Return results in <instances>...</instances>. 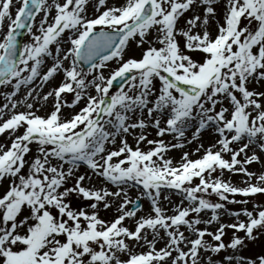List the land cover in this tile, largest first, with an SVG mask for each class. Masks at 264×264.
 Instances as JSON below:
<instances>
[{
	"label": "snow or ice",
	"instance_id": "obj_1",
	"mask_svg": "<svg viewBox=\"0 0 264 264\" xmlns=\"http://www.w3.org/2000/svg\"><path fill=\"white\" fill-rule=\"evenodd\" d=\"M0 98V264H264V0H0Z\"/></svg>",
	"mask_w": 264,
	"mask_h": 264
},
{
	"label": "rangeland",
	"instance_id": "obj_2",
	"mask_svg": "<svg viewBox=\"0 0 264 264\" xmlns=\"http://www.w3.org/2000/svg\"><path fill=\"white\" fill-rule=\"evenodd\" d=\"M28 39H29V37L27 36L26 39L24 40V42H26ZM46 90L47 89H45V91ZM0 99H2V98H0ZM39 114H41V115L44 114L43 109L41 110V112ZM149 131H150V133H153V130L149 129ZM154 135H155V133H154ZM153 137H149V138H153ZM2 140H3V136H0V141H2ZM205 142L207 143V141H205ZM142 147H143V145H142ZM189 147H191V146H186L185 150H187V148H189ZM172 153H174V157L173 158H174V161H176V160L179 159V156L181 154V150H173ZM193 158H195V157H193ZM259 168H260V165H252L251 166V170H254V171L258 170ZM240 178L241 177H240L239 174H237L235 176H230L229 174L226 173V175H225V179H231L234 183H239ZM173 199L174 200H178V197H173ZM262 199H264V198H262ZM143 202L145 203V205H147L146 208H145V209H147L149 207V204H147V202H145V200H143ZM229 207H233L234 208V207H239V206H229ZM261 247H262V245L259 242L252 244L250 246L249 254H251V252H259L261 250Z\"/></svg>",
	"mask_w": 264,
	"mask_h": 264
},
{
	"label": "bare ground",
	"instance_id": "obj_3",
	"mask_svg": "<svg viewBox=\"0 0 264 264\" xmlns=\"http://www.w3.org/2000/svg\"><path fill=\"white\" fill-rule=\"evenodd\" d=\"M130 194H132V195H133V198H135V195H134V193H130Z\"/></svg>",
	"mask_w": 264,
	"mask_h": 264
}]
</instances>
